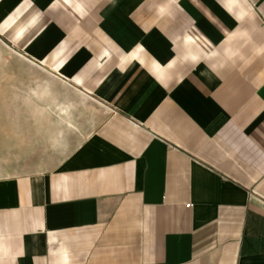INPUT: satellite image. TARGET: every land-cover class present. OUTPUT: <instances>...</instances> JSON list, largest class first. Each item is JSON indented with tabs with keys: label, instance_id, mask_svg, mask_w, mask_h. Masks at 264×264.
Segmentation results:
<instances>
[{
	"label": "crops",
	"instance_id": "0c3cea01",
	"mask_svg": "<svg viewBox=\"0 0 264 264\" xmlns=\"http://www.w3.org/2000/svg\"><path fill=\"white\" fill-rule=\"evenodd\" d=\"M0 42L46 73L0 81V264H264V0H0Z\"/></svg>",
	"mask_w": 264,
	"mask_h": 264
},
{
	"label": "rangeland",
	"instance_id": "374dc122",
	"mask_svg": "<svg viewBox=\"0 0 264 264\" xmlns=\"http://www.w3.org/2000/svg\"><path fill=\"white\" fill-rule=\"evenodd\" d=\"M46 73L33 68L25 62L22 57L17 55L11 48L0 42V81L10 82L16 76H23L24 81H30L31 76H41L40 85L46 86L43 83V77ZM15 81V80H13Z\"/></svg>",
	"mask_w": 264,
	"mask_h": 264
},
{
	"label": "built area",
	"instance_id": "2783aa9c",
	"mask_svg": "<svg viewBox=\"0 0 264 264\" xmlns=\"http://www.w3.org/2000/svg\"><path fill=\"white\" fill-rule=\"evenodd\" d=\"M188 206L190 205V204H187Z\"/></svg>",
	"mask_w": 264,
	"mask_h": 264
}]
</instances>
